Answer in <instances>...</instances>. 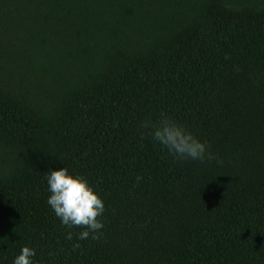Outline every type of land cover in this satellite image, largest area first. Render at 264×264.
I'll return each mask as SVG.
<instances>
[{"label":"trees","instance_id":"trees-1","mask_svg":"<svg viewBox=\"0 0 264 264\" xmlns=\"http://www.w3.org/2000/svg\"><path fill=\"white\" fill-rule=\"evenodd\" d=\"M170 117L211 158L175 159ZM66 167L104 201L76 240ZM264 264V0H0V264Z\"/></svg>","mask_w":264,"mask_h":264},{"label":"clouds","instance_id":"clouds-1","mask_svg":"<svg viewBox=\"0 0 264 264\" xmlns=\"http://www.w3.org/2000/svg\"><path fill=\"white\" fill-rule=\"evenodd\" d=\"M152 139L166 149L175 159H192L200 162L210 159L206 142L188 131L174 119L163 116L152 128ZM47 184L46 203L59 219L60 224L69 229L67 240L73 239L72 228H80L75 233L76 240L98 239L104 224L98 217L105 211L104 201L89 182L79 175L69 173L66 167L49 169L44 173ZM36 250L21 246L11 264H34Z\"/></svg>","mask_w":264,"mask_h":264}]
</instances>
